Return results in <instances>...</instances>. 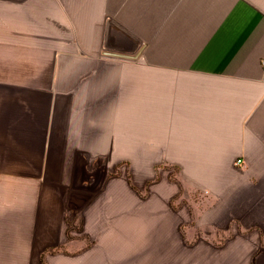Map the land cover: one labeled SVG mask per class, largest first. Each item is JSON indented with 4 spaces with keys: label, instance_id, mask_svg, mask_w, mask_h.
<instances>
[{
    "label": "crops",
    "instance_id": "1",
    "mask_svg": "<svg viewBox=\"0 0 264 264\" xmlns=\"http://www.w3.org/2000/svg\"><path fill=\"white\" fill-rule=\"evenodd\" d=\"M263 62L264 0H0V264H82L77 220L122 264H264Z\"/></svg>",
    "mask_w": 264,
    "mask_h": 264
},
{
    "label": "rangeland",
    "instance_id": "2",
    "mask_svg": "<svg viewBox=\"0 0 264 264\" xmlns=\"http://www.w3.org/2000/svg\"><path fill=\"white\" fill-rule=\"evenodd\" d=\"M242 163V161H241ZM241 165V164H240ZM122 167L125 168V164H117L114 169L115 172L113 174L117 175L121 173ZM173 170L171 171V178L174 179L175 172L177 171L176 166L170 167ZM112 174V173H111ZM110 176V174L108 175ZM107 176V177H108ZM159 176L157 175V178ZM149 187H150V182H148L145 186V192L143 193L144 196L148 195L149 192ZM204 202L203 196H201L200 193L196 191H186L183 190L182 188L179 190V193L175 195V197L171 200V203L176 205L177 207H181L183 209H186L190 213V221L189 223L186 222L184 225H182L181 229L185 230V228L192 227V230L196 234V232L200 231L199 227L195 226V222L197 219V216L199 214V211L202 208ZM80 220H77L75 222V226L71 224V226L68 227V234L70 237L78 235L79 231L81 230L82 232L80 233L81 235V241H82V251H83V263L82 264H88L87 262V257H85L88 253V251L91 252V259H92V264H122V240H121V234L119 232L116 233L118 228H113V226H109L112 228H107V231L104 232L101 229V233H99L97 236H89L87 235L84 230L83 226L80 225L79 223ZM188 226V227H187ZM230 229V227H229ZM120 230V228H119ZM75 232L76 235H73ZM231 236V235H230ZM194 250H201L202 249V244L199 242H195L192 244V242H187V243H178V249H177V255L178 258L175 260L174 258H167L170 253L163 251H158L155 250L151 257V253L148 252L146 256H148L146 259L144 257L143 264H175L177 261V264H186L187 260L185 258L184 252L186 250H189L188 246H192ZM216 245H223V243H215V249ZM64 249L69 251H72L73 248L71 249L69 244L67 243L64 246ZM90 254V253H89ZM88 254V255H89ZM171 254L174 255V251L171 252ZM87 262V263H86Z\"/></svg>",
    "mask_w": 264,
    "mask_h": 264
},
{
    "label": "built area",
    "instance_id": "3",
    "mask_svg": "<svg viewBox=\"0 0 264 264\" xmlns=\"http://www.w3.org/2000/svg\"><path fill=\"white\" fill-rule=\"evenodd\" d=\"M263 65H264V62H263ZM241 159H237L235 162H234V165L238 166L241 164Z\"/></svg>",
    "mask_w": 264,
    "mask_h": 264
},
{
    "label": "trees",
    "instance_id": "4",
    "mask_svg": "<svg viewBox=\"0 0 264 264\" xmlns=\"http://www.w3.org/2000/svg\"><path fill=\"white\" fill-rule=\"evenodd\" d=\"M67 234H68V229H67Z\"/></svg>",
    "mask_w": 264,
    "mask_h": 264
}]
</instances>
